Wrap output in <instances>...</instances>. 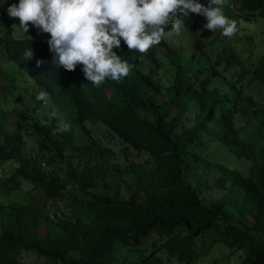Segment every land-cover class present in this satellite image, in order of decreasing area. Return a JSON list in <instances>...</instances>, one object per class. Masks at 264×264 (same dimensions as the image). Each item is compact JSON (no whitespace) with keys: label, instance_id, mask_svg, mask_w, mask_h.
<instances>
[{"label":"trees","instance_id":"1","mask_svg":"<svg viewBox=\"0 0 264 264\" xmlns=\"http://www.w3.org/2000/svg\"><path fill=\"white\" fill-rule=\"evenodd\" d=\"M240 1L245 19L264 22V0ZM16 2L6 0L5 6ZM190 15L183 22L196 31L202 17ZM30 46L34 55L27 59ZM158 46L166 47L162 41ZM0 51L28 72L57 112L68 114L80 129L102 124L154 165L149 173H139L141 166L124 172L131 193L123 199L112 180L122 175L111 150L94 141L75 145L73 132L58 131L47 115L32 117L23 133H10L0 123V161L14 164L0 179V264H20L22 252L46 264H195L197 241L209 249L226 248L236 264H264V54L244 61L222 50L213 71L218 76L226 71L223 88L170 62L168 84L162 86L137 69L156 61L153 47L142 54L122 43L114 51L131 65L129 75L119 83L106 79L97 88L79 65L72 72L50 69L47 47L31 38L0 36ZM36 60L45 63L37 67ZM253 87L263 103L255 111L246 92ZM29 129L39 150L67 164V177L83 188L61 213L11 196L22 181L48 200H61L64 189L57 176L43 171L39 158L24 152ZM209 137L237 159L256 156L248 175L209 160ZM209 182L223 196L204 205L200 194Z\"/></svg>","mask_w":264,"mask_h":264},{"label":"rangeland","instance_id":"2","mask_svg":"<svg viewBox=\"0 0 264 264\" xmlns=\"http://www.w3.org/2000/svg\"><path fill=\"white\" fill-rule=\"evenodd\" d=\"M200 2L204 4V0H200ZM5 4L0 8V36L31 38L43 43L48 50L46 43L49 38L48 34L41 33L37 35L36 29L33 28H30L29 33L24 34L18 27V18L8 17ZM240 4V0H228V4L223 8L225 16L237 24L239 31L234 36L230 38L224 37L219 29L214 33L204 29L203 25L206 21L202 17L197 23L196 31L191 26L186 25V28L182 29L179 34L162 39L166 47L158 45L153 47L156 53V61L142 62L137 66V69L159 82L162 86H166L171 73L169 63L178 62L184 69L196 72L200 79H209L212 87L223 88V85H226L224 84V79L227 80L229 78L226 74L224 77L223 73H226V71L219 76L217 71H213L214 61L222 50H232L244 61L255 60L258 56L264 54V22L254 17L245 19L244 14L239 11ZM170 27L168 28L170 29ZM167 48L174 51V55L169 54ZM48 54L47 61L50 62L52 53L48 50ZM218 70H221V68ZM234 81L235 79H232L230 83H234ZM246 83L247 80L244 84L246 85ZM40 91L41 89L32 81L28 72L15 65L6 54L0 51V123L8 132L23 133V126L31 120V116L37 119H41L45 115L52 117L50 113L55 108L50 101L49 104L45 105L43 102L35 100V96ZM246 92L254 102L251 110H260L263 107V103L259 97L258 89L254 88ZM58 113H60V116L54 118L56 124L59 126L61 120H63L70 125L69 130L74 134L75 145L94 141L113 152V162L119 168L122 177L114 176L112 180L115 184H119L116 189L123 199L128 198L131 193L130 181L124 177V172H131L134 169L133 166H141L139 173H149L154 170V165L148 156L136 152L117 133L109 128L100 123L96 126L85 123L84 129H80L72 122L68 114ZM205 149L209 160L219 163L230 170H235L243 176L248 175L249 169L256 163L257 159L256 156L251 161L237 159L223 145L210 137L205 139ZM23 150L39 158L43 171L48 175L57 176L64 189L61 200H48L40 192L34 190L29 183L22 181L20 190L12 193L13 199L21 203L34 202L39 206L51 202L52 209H50L56 213H61L65 204L71 203L73 199H78L80 196L79 191L83 190L82 186L77 183L74 184L67 177V164H62L56 158L52 159L48 153L39 150L35 133L31 129L24 136ZM70 160L72 161V159ZM13 168L14 164L12 162L0 161V179L9 176ZM73 169L76 170L77 168ZM208 187L202 190L200 194L204 205H208L223 196V192L212 188L211 182H209ZM85 199L87 200V197ZM195 251L199 254L195 264L237 263L235 256L228 258V250L224 247L213 246L209 249L207 244L203 246L202 243L197 241ZM19 261L20 264H46L44 260L37 258L32 252H22L19 256Z\"/></svg>","mask_w":264,"mask_h":264},{"label":"clouds","instance_id":"3","mask_svg":"<svg viewBox=\"0 0 264 264\" xmlns=\"http://www.w3.org/2000/svg\"><path fill=\"white\" fill-rule=\"evenodd\" d=\"M4 3L0 0V7ZM227 4L228 0H208L207 6L200 0H18L9 4L6 12L9 18H18L24 34L30 28L36 29L37 35L48 34L50 69L72 72L79 65L84 78L99 88L106 79L121 82L131 71L129 62L114 49L123 43L129 51L146 53L186 28L183 21L190 13L204 18V29L234 36L239 30L223 12ZM25 55L33 58L31 46ZM44 63L36 60L37 67ZM35 100L49 104L45 91ZM50 115L57 118L60 113L53 110ZM69 128L61 120L57 130L67 132Z\"/></svg>","mask_w":264,"mask_h":264},{"label":"built area","instance_id":"4","mask_svg":"<svg viewBox=\"0 0 264 264\" xmlns=\"http://www.w3.org/2000/svg\"><path fill=\"white\" fill-rule=\"evenodd\" d=\"M169 25H171V23H169ZM31 118H32V116H31ZM50 206H51V202L46 203V208H47V209H48ZM173 264H174V263H173Z\"/></svg>","mask_w":264,"mask_h":264}]
</instances>
